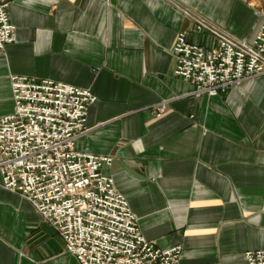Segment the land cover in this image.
Instances as JSON below:
<instances>
[{
    "label": "crops",
    "instance_id": "obj_1",
    "mask_svg": "<svg viewBox=\"0 0 264 264\" xmlns=\"http://www.w3.org/2000/svg\"><path fill=\"white\" fill-rule=\"evenodd\" d=\"M264 0H11L0 115L11 75L89 89L78 150L110 175L148 240L178 264H245L264 250V75L210 96L174 75L173 47L249 41ZM199 21L206 25L196 28ZM165 103L161 116L155 106ZM1 181V179H0ZM0 264H80L33 205L0 182Z\"/></svg>",
    "mask_w": 264,
    "mask_h": 264
},
{
    "label": "built area",
    "instance_id": "obj_2",
    "mask_svg": "<svg viewBox=\"0 0 264 264\" xmlns=\"http://www.w3.org/2000/svg\"><path fill=\"white\" fill-rule=\"evenodd\" d=\"M11 0H0V50L14 41L8 15ZM249 41L221 36L218 46L189 43L180 32L173 47L178 78L193 94L214 96L243 80L264 75V6ZM206 25L199 21L196 28ZM13 110L0 115L1 185L27 199L62 238L80 264H178L181 246L162 249L148 240L127 198L103 169L109 155L78 150L88 131L97 97L86 88L11 75ZM164 102L155 106L161 116ZM245 264H264V250L248 251Z\"/></svg>",
    "mask_w": 264,
    "mask_h": 264
}]
</instances>
